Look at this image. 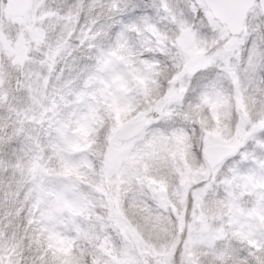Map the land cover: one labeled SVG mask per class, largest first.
<instances>
[{
    "label": "clouds",
    "instance_id": "obj_1",
    "mask_svg": "<svg viewBox=\"0 0 264 264\" xmlns=\"http://www.w3.org/2000/svg\"><path fill=\"white\" fill-rule=\"evenodd\" d=\"M0 264H264V0H0Z\"/></svg>",
    "mask_w": 264,
    "mask_h": 264
},
{
    "label": "water",
    "instance_id": "obj_2",
    "mask_svg": "<svg viewBox=\"0 0 264 264\" xmlns=\"http://www.w3.org/2000/svg\"><path fill=\"white\" fill-rule=\"evenodd\" d=\"M14 11H19V10L17 9V10H14Z\"/></svg>",
    "mask_w": 264,
    "mask_h": 264
}]
</instances>
